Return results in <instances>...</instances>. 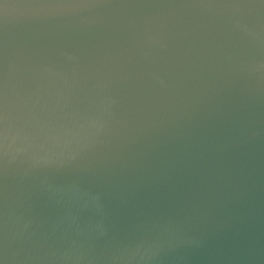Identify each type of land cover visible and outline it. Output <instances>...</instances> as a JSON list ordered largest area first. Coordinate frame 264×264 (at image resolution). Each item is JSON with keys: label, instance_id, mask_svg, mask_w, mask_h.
Masks as SVG:
<instances>
[{"label": "water", "instance_id": "1", "mask_svg": "<svg viewBox=\"0 0 264 264\" xmlns=\"http://www.w3.org/2000/svg\"><path fill=\"white\" fill-rule=\"evenodd\" d=\"M2 264H264L262 0H0Z\"/></svg>", "mask_w": 264, "mask_h": 264}, {"label": "snow or ice", "instance_id": "2", "mask_svg": "<svg viewBox=\"0 0 264 264\" xmlns=\"http://www.w3.org/2000/svg\"><path fill=\"white\" fill-rule=\"evenodd\" d=\"M262 2H264V0H262ZM6 131L3 95L2 92H0V151H2V146L4 144V140L6 139ZM0 264H2V262H0Z\"/></svg>", "mask_w": 264, "mask_h": 264}]
</instances>
